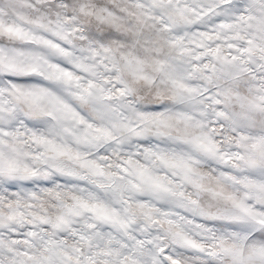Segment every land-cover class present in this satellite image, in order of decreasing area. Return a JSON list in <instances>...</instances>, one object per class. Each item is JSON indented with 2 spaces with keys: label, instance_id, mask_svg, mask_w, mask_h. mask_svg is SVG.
<instances>
[{
  "label": "snow or ice",
  "instance_id": "snow-or-ice-1",
  "mask_svg": "<svg viewBox=\"0 0 264 264\" xmlns=\"http://www.w3.org/2000/svg\"><path fill=\"white\" fill-rule=\"evenodd\" d=\"M0 264H264V0H0Z\"/></svg>",
  "mask_w": 264,
  "mask_h": 264
}]
</instances>
